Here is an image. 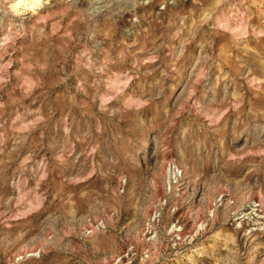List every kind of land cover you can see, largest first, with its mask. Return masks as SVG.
Returning <instances> with one entry per match:
<instances>
[{
	"label": "rangeland",
	"instance_id": "rangeland-1",
	"mask_svg": "<svg viewBox=\"0 0 264 264\" xmlns=\"http://www.w3.org/2000/svg\"><path fill=\"white\" fill-rule=\"evenodd\" d=\"M37 2L0 0V264H264V0Z\"/></svg>",
	"mask_w": 264,
	"mask_h": 264
},
{
	"label": "clouds",
	"instance_id": "clouds-1",
	"mask_svg": "<svg viewBox=\"0 0 264 264\" xmlns=\"http://www.w3.org/2000/svg\"><path fill=\"white\" fill-rule=\"evenodd\" d=\"M37 7H39L40 6V4H39V0H38V2H37V5H36Z\"/></svg>",
	"mask_w": 264,
	"mask_h": 264
},
{
	"label": "built area",
	"instance_id": "built-area-1",
	"mask_svg": "<svg viewBox=\"0 0 264 264\" xmlns=\"http://www.w3.org/2000/svg\"><path fill=\"white\" fill-rule=\"evenodd\" d=\"M172 171H174V170L172 169Z\"/></svg>",
	"mask_w": 264,
	"mask_h": 264
}]
</instances>
